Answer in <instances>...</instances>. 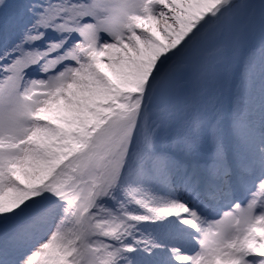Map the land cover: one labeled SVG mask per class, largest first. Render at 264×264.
Wrapping results in <instances>:
<instances>
[{"label": "snow or ice", "instance_id": "1", "mask_svg": "<svg viewBox=\"0 0 264 264\" xmlns=\"http://www.w3.org/2000/svg\"><path fill=\"white\" fill-rule=\"evenodd\" d=\"M0 0V264H264V0Z\"/></svg>", "mask_w": 264, "mask_h": 264}, {"label": "rangeland", "instance_id": "2", "mask_svg": "<svg viewBox=\"0 0 264 264\" xmlns=\"http://www.w3.org/2000/svg\"><path fill=\"white\" fill-rule=\"evenodd\" d=\"M28 2L29 0H9V8L3 13L6 20L4 35L7 38H13L18 34L19 29L30 19L27 13L22 18L18 15L20 9L24 8Z\"/></svg>", "mask_w": 264, "mask_h": 264}]
</instances>
